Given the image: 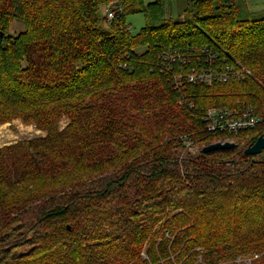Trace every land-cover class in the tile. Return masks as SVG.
Here are the masks:
<instances>
[{
    "label": "trees",
    "instance_id": "obj_1",
    "mask_svg": "<svg viewBox=\"0 0 264 264\" xmlns=\"http://www.w3.org/2000/svg\"><path fill=\"white\" fill-rule=\"evenodd\" d=\"M189 47L251 74L174 90L161 54ZM210 109L261 121L209 133ZM16 119L46 136L0 149V264H264V158L244 155L264 135V16L246 0L170 21L162 0H0V126Z\"/></svg>",
    "mask_w": 264,
    "mask_h": 264
},
{
    "label": "built area",
    "instance_id": "obj_2",
    "mask_svg": "<svg viewBox=\"0 0 264 264\" xmlns=\"http://www.w3.org/2000/svg\"><path fill=\"white\" fill-rule=\"evenodd\" d=\"M103 10L105 21L109 24L114 20L115 14L110 7ZM218 59L209 49H202L199 53L190 47L186 51L170 49L161 54L159 70L161 73L172 74L171 87L177 91L187 85H212L243 80L251 74L245 67L231 65L227 59ZM179 104L182 105V102ZM204 121L209 133L229 131L237 134L241 130L257 126L261 120L253 115L252 110L238 112L210 109L204 115Z\"/></svg>",
    "mask_w": 264,
    "mask_h": 264
},
{
    "label": "rangeland",
    "instance_id": "obj_3",
    "mask_svg": "<svg viewBox=\"0 0 264 264\" xmlns=\"http://www.w3.org/2000/svg\"><path fill=\"white\" fill-rule=\"evenodd\" d=\"M155 0H145L146 4L152 3ZM247 1V0H246ZM264 0H248L251 2V5H254V2H263ZM167 21L176 20L179 17L184 15V11L186 9V0H162ZM248 4V3H247ZM249 6V4H248ZM253 7V8H252ZM251 10L254 12L252 17H262L264 16V11H256L258 8L256 6H252ZM104 16V10L102 12ZM249 15H251L249 13ZM105 18V17H104ZM128 24L130 25L129 30L132 34H137L140 30L145 26V19L142 15L132 16L127 19ZM18 30H22V25L17 23L15 26ZM14 34V31H11ZM175 110L180 113L181 109L175 108ZM68 120L63 119L60 123V129H64L68 125ZM46 136L45 132L38 130L34 125H26L20 119H16L10 123H6L0 126V149L5 146L16 145L18 142H22L24 140H30L38 137ZM229 141H223L226 143ZM229 143H233L229 142ZM208 146V145H205ZM204 146V147H205ZM189 152L196 156L199 152V149L189 148ZM258 158H264V152L257 156ZM70 228V227H69Z\"/></svg>",
    "mask_w": 264,
    "mask_h": 264
},
{
    "label": "water",
    "instance_id": "obj_4",
    "mask_svg": "<svg viewBox=\"0 0 264 264\" xmlns=\"http://www.w3.org/2000/svg\"><path fill=\"white\" fill-rule=\"evenodd\" d=\"M236 147L235 143H222V142H216L213 144H210L208 146H205L202 149L203 154L220 151V150H228V149H234ZM264 152V135L259 137L256 142L252 145H250L245 151V156H259ZM69 229V227H68Z\"/></svg>",
    "mask_w": 264,
    "mask_h": 264
},
{
    "label": "crops",
    "instance_id": "obj_5",
    "mask_svg": "<svg viewBox=\"0 0 264 264\" xmlns=\"http://www.w3.org/2000/svg\"><path fill=\"white\" fill-rule=\"evenodd\" d=\"M249 4V6H248V4ZM246 4H247V10L249 11V13L251 14V16H252V14L254 13L252 10H251V7L252 6H256L257 8H258V10H256V11H264V1L263 2H254V5H251L252 3L251 2H248V0L246 1ZM253 8V7H252Z\"/></svg>",
    "mask_w": 264,
    "mask_h": 264
}]
</instances>
